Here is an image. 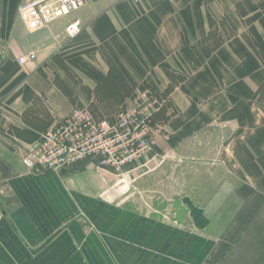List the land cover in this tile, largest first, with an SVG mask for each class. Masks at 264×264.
I'll return each mask as SVG.
<instances>
[{
    "label": "crops",
    "instance_id": "obj_1",
    "mask_svg": "<svg viewBox=\"0 0 264 264\" xmlns=\"http://www.w3.org/2000/svg\"><path fill=\"white\" fill-rule=\"evenodd\" d=\"M31 1L0 0V264L215 261L209 207L186 205V220L171 224L105 198L122 177L111 168L36 173L22 158L75 108L115 115L150 87L169 134L155 153L191 149V162L226 164L216 150L234 141L242 172L243 154L263 162L264 0H87L38 29L18 14Z\"/></svg>",
    "mask_w": 264,
    "mask_h": 264
},
{
    "label": "rangeland",
    "instance_id": "obj_2",
    "mask_svg": "<svg viewBox=\"0 0 264 264\" xmlns=\"http://www.w3.org/2000/svg\"><path fill=\"white\" fill-rule=\"evenodd\" d=\"M114 113L96 118H110ZM246 139L247 134L243 135ZM232 145L228 152L229 149L216 150L218 158L230 159L226 164L191 162V149L168 155L154 152L147 162L137 168L134 165L120 178L128 188L126 194L118 192L110 198L171 224L186 220V205L209 207L216 223L211 230L216 259L210 258L209 264H264V160L247 161L243 154L242 172L236 159L239 148L234 141ZM257 153L264 156V146ZM200 156L210 158L206 154ZM242 186L243 193L239 190Z\"/></svg>",
    "mask_w": 264,
    "mask_h": 264
},
{
    "label": "built area",
    "instance_id": "obj_3",
    "mask_svg": "<svg viewBox=\"0 0 264 264\" xmlns=\"http://www.w3.org/2000/svg\"><path fill=\"white\" fill-rule=\"evenodd\" d=\"M86 1L35 0L20 6L18 14L38 29L79 10ZM79 31L78 21L65 29L69 39ZM34 59L35 55L30 54L19 58L18 63L24 65ZM165 105L162 96L144 87L131 95L110 118L99 120L86 108L75 109L39 135L22 163L36 173L58 174L79 163L93 161L95 168H111L123 177L136 163L147 162L160 142L168 141L165 122L157 119Z\"/></svg>",
    "mask_w": 264,
    "mask_h": 264
},
{
    "label": "water",
    "instance_id": "obj_4",
    "mask_svg": "<svg viewBox=\"0 0 264 264\" xmlns=\"http://www.w3.org/2000/svg\"><path fill=\"white\" fill-rule=\"evenodd\" d=\"M125 187V183L123 181L118 182L113 187H111L104 195L105 198L117 194Z\"/></svg>",
    "mask_w": 264,
    "mask_h": 264
},
{
    "label": "trees",
    "instance_id": "obj_5",
    "mask_svg": "<svg viewBox=\"0 0 264 264\" xmlns=\"http://www.w3.org/2000/svg\"><path fill=\"white\" fill-rule=\"evenodd\" d=\"M183 50H184V49H183ZM185 52H186V50H185ZM187 54H188V52H187ZM165 118H166V117L164 116V113H163V112H162L160 115L157 116V119H158V120H161V121H164V122H165ZM37 138H38V137H37ZM37 138H36L35 140H37ZM35 140H34V141H35Z\"/></svg>",
    "mask_w": 264,
    "mask_h": 264
},
{
    "label": "bare ground",
    "instance_id": "obj_6",
    "mask_svg": "<svg viewBox=\"0 0 264 264\" xmlns=\"http://www.w3.org/2000/svg\"><path fill=\"white\" fill-rule=\"evenodd\" d=\"M123 190V189H122ZM109 198H110V196H109Z\"/></svg>",
    "mask_w": 264,
    "mask_h": 264
}]
</instances>
